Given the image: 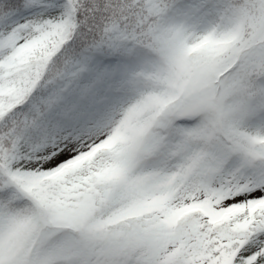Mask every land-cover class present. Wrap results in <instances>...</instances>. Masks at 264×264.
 <instances>
[{"label":"snow or ice","instance_id":"1","mask_svg":"<svg viewBox=\"0 0 264 264\" xmlns=\"http://www.w3.org/2000/svg\"><path fill=\"white\" fill-rule=\"evenodd\" d=\"M0 264H264V0H0Z\"/></svg>","mask_w":264,"mask_h":264}]
</instances>
